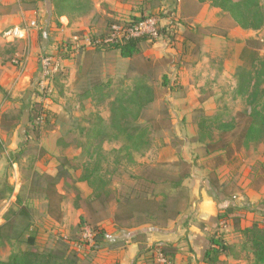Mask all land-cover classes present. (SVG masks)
Instances as JSON below:
<instances>
[{"label": "rangeland", "instance_id": "1", "mask_svg": "<svg viewBox=\"0 0 264 264\" xmlns=\"http://www.w3.org/2000/svg\"><path fill=\"white\" fill-rule=\"evenodd\" d=\"M40 1L39 43L44 37L47 47L38 57L57 55L62 45L69 47V53L61 59L54 93L47 101H39L35 89L2 92L8 101L0 112L17 114L19 121L13 133L0 131V225L6 217L14 222L12 240L0 244V260L28 249L25 240L34 235L37 251L66 246L81 261L88 259V264H144L146 254L130 258L127 247L136 242L127 240L129 234L145 229L146 233H140L145 234L143 241L162 245L168 240L176 245L179 254L171 264H198V258L188 252V230L197 226L206 231L199 222L198 205L210 198L222 211L219 215L236 208L231 217L241 218L239 227L231 218H220L205 232L208 242L211 237L220 238L226 248L211 264H254L255 250L243 230L251 223L264 229V138L244 141L239 136L245 114L253 104L264 102V24L257 31L243 30L210 2L195 0H69L72 5L68 0ZM260 1L264 10V0ZM23 7L16 0L10 8ZM0 10L5 12L1 6ZM46 18L48 26L43 24ZM132 18H155L159 29L173 26L178 33L172 42L167 34L141 44L130 60L92 47L98 36L107 38L111 27L125 25ZM186 28L195 33V47L183 45L181 34ZM13 29L5 28L3 33ZM163 78L173 89L162 87ZM34 82L29 86L34 88ZM136 83L152 88L155 99L138 120L150 132L151 147L143 155H134L133 163L119 152L122 143L111 139L110 115L115 97ZM88 91L92 97L85 99ZM34 105L48 113V123L31 124L27 107ZM95 117L104 120L96 169L106 189L122 200L144 193L168 210L177 201L181 214L167 222L165 229L121 228L113 219L115 200L104 207L90 200L93 188L79 178L86 167L92 169L93 159L83 155L82 144ZM205 118L210 121L204 124ZM225 124L230 129L225 130ZM223 139L229 142L226 150L206 151V144ZM64 160L67 178L57 185L63 216L56 223L46 213L45 188L47 178L57 173ZM184 173L188 177L181 188L172 189L170 182ZM19 211L27 216H19ZM94 226L104 230L107 239L102 249L89 253ZM198 243L205 246V242ZM158 253L154 251L156 264H161Z\"/></svg>", "mask_w": 264, "mask_h": 264}, {"label": "trees", "instance_id": "2", "mask_svg": "<svg viewBox=\"0 0 264 264\" xmlns=\"http://www.w3.org/2000/svg\"><path fill=\"white\" fill-rule=\"evenodd\" d=\"M20 5L26 6L24 8L26 11H36L40 0H18ZM197 3L202 4L205 2H210L214 7L222 11L225 15L233 19L234 22L243 30H259L264 24V10L261 7L260 0H195ZM68 5L74 4V2L67 1ZM144 18H132L125 25L128 26L136 24L143 20ZM171 26V29H158L159 37H166L170 41H173V37L176 36L178 30ZM183 39V45L188 48L189 45L195 47V33L191 28H186L184 33L181 34ZM99 40V42H98ZM98 40L94 39L92 42V47H97L95 50H107L111 52H117L124 59H132L139 52V46L148 41H153L148 36H142L139 38L122 40L121 43H105V36L102 34L98 36ZM66 48L65 54L61 55V59H67L69 47L62 45L59 50ZM58 50V54L59 51ZM246 50H242V57L245 55ZM251 63L254 62V54ZM170 82V81H169ZM166 78H163L162 87H166L169 90L173 89ZM92 91H88L85 95V99L92 97ZM155 99V93L149 86L145 84H134L133 88L127 92H122L115 97L111 103V139L117 140L122 143L119 152L124 155V159L129 162H133L134 155H143L151 147V135L148 129L141 126L138 123L142 111ZM253 104L250 113L245 114L244 125L240 133V138L244 141H259L264 138V102L256 106ZM29 119L31 124H43L48 123V113L43 111L40 107L31 106L29 108ZM37 119L40 121L37 122ZM19 121V115H11L4 113L0 117V128L8 132L13 129ZM210 121L205 118V122ZM204 124L200 125L201 129H204ZM225 130L230 129V126L223 125ZM222 127V128H223ZM223 129V130H224ZM34 132L37 134L38 130L35 128ZM104 120L99 117H95L93 123L90 124V129L87 133L86 140L82 144V151L88 155L89 159H93L92 169L89 170L87 167L84 169L82 176L79 178L81 182H87L93 188V193L90 198L92 202H98L104 207L106 203H110L115 200L117 204V212L114 214V221L121 228H139L143 226H151L152 229H165L167 222L175 221L181 214L177 201L171 210H168L165 204L157 205L154 200L150 199L146 194H136L135 196L126 195L123 200L112 197V191L106 189V184L102 180L101 176L98 175L99 170V159L100 155H97V150L101 153L102 141L104 136ZM209 138H212L210 133ZM203 138H199L198 141L201 142ZM229 146L227 139L219 140L218 142H209L206 144V151L208 153H216L221 150H226ZM66 161L64 160L62 164L57 169V173L54 176L48 177L49 183L45 188V198L47 200V216L54 222L59 223L61 220L62 209L61 203L63 201L62 196L57 190L58 183L67 178V172L63 170V165ZM188 177V173L182 174L177 180L170 182L172 189L181 188L182 182ZM11 193V191H10ZM3 196L0 194V200ZM236 208H229L224 211L223 214L219 215L220 218H231L235 227H239V222L241 218L231 217ZM162 214L165 218L161 219L157 216ZM21 217H26V212L19 211L18 213ZM138 216V217H136ZM133 219L138 220L135 224H131ZM162 221V222H161ZM128 222V224H125ZM161 222V223H160ZM124 223V224H123ZM14 230V222L10 221L9 217L4 219L3 224L0 225V244L5 242H10L12 240V233ZM243 233L250 238V244L255 250V263L254 264H264V229L258 227L256 223L252 224L243 230ZM145 234L134 235L130 239L132 242L138 243L139 255L142 256L146 254L143 262L144 264H156V257L154 251L162 255L166 260V264H171L175 257L179 254V250L173 244H162V245H152L150 247L146 246V241H143ZM107 239V234L104 230L94 226L92 230V238L89 246V253H96L104 247V242ZM211 248L206 254V263H216L218 258L225 252V246L220 238L211 237L209 239ZM25 244L28 249L25 251L18 252L17 254L9 257L6 261L0 260V264H88V260H80L76 252L69 250L68 247L60 248L57 250L49 251H37L35 249V236L29 235ZM149 254V255H148Z\"/></svg>", "mask_w": 264, "mask_h": 264}, {"label": "crops", "instance_id": "3", "mask_svg": "<svg viewBox=\"0 0 264 264\" xmlns=\"http://www.w3.org/2000/svg\"><path fill=\"white\" fill-rule=\"evenodd\" d=\"M16 0H0V6L5 11L3 13L0 12V106L2 104H6L7 94L10 93L16 94L19 90H25L28 93L32 91V86H29L32 81L35 80L37 76L38 70V55L41 53V50H45L47 44L45 42L44 37H42V43H39V30H40V8H37L36 11H26L21 8L15 10L11 9L12 5ZM10 8V9H9ZM46 8V6H45ZM2 11V10H0ZM47 11V9L45 10ZM35 22L37 24V28H33L30 26L31 23ZM44 26H48L47 18L43 21ZM43 28L49 30L48 27ZM7 28L20 29L19 32L20 37L12 38H4L3 31ZM52 30V29H50ZM53 32V31H52ZM45 33V32H44ZM51 47H48V53ZM12 59V60H11ZM15 59H22L24 62V68L20 69L15 67L12 62ZM56 78V77H55ZM35 83V82H34ZM55 85V79H54ZM55 87V86H54ZM2 92L5 94L4 98L2 97ZM31 106H28L29 109ZM28 112V110H27ZM6 112L1 111L0 117L2 114ZM8 114V113H7ZM17 115V114H15ZM17 126V125H16ZM15 126V127H16ZM15 127L8 132L3 131L0 128V131L4 134H11L15 130ZM198 214L200 216L201 224L204 225V230H210L214 227V224L218 223L219 219V209L215 208V205L210 198L203 199L202 202L198 205ZM62 207V205H61ZM250 210V209H249ZM252 210V209H251ZM247 219H252L251 215H248ZM252 225V223L250 224ZM205 231V232H206ZM205 232H202L200 228L197 226H192L188 230V244H189V254L192 256H196L198 258V264H203L206 259V254L208 252V245L211 247L210 242L206 240ZM129 238L132 236L129 234ZM128 238V239H129ZM130 241V240H127ZM168 243L169 241L166 240ZM205 242V246L200 247L199 243ZM138 243L130 244L127 247V251L130 254V258L138 254ZM146 246H152V243L146 241ZM176 246V245H174ZM126 250L122 251V254ZM127 256V254H126ZM177 257V256H176ZM175 257V258H176ZM202 258V259H200ZM125 259V258H123Z\"/></svg>", "mask_w": 264, "mask_h": 264}, {"label": "built area", "instance_id": "4", "mask_svg": "<svg viewBox=\"0 0 264 264\" xmlns=\"http://www.w3.org/2000/svg\"><path fill=\"white\" fill-rule=\"evenodd\" d=\"M155 18H144L140 22L128 26H113L109 36L105 38V43H121L122 40L139 38L142 36H148L152 40L157 39L158 35V24ZM31 27L37 28L35 22L30 24ZM18 29L8 30L3 33L4 38H16L19 34ZM60 52H66V48L59 50ZM61 58L58 54H40L38 57V70L35 79L34 89L38 95V100L45 102L54 93V79L55 76L60 72ZM12 64L20 69L24 68V62L22 59L13 60ZM40 119H37V122ZM158 262L166 264V260L158 253Z\"/></svg>", "mask_w": 264, "mask_h": 264}, {"label": "water", "instance_id": "5", "mask_svg": "<svg viewBox=\"0 0 264 264\" xmlns=\"http://www.w3.org/2000/svg\"><path fill=\"white\" fill-rule=\"evenodd\" d=\"M147 232V230H143V231H139V232H137V233H133V234H131V236H134V235H137V234H140V233H146ZM153 232H158V231H156L155 229H153Z\"/></svg>", "mask_w": 264, "mask_h": 264}]
</instances>
